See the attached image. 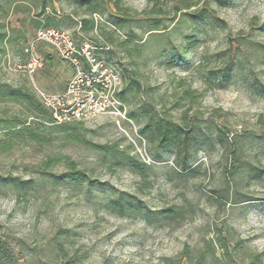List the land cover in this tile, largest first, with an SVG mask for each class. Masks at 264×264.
<instances>
[{
    "label": "rangeland",
    "instance_id": "1",
    "mask_svg": "<svg viewBox=\"0 0 264 264\" xmlns=\"http://www.w3.org/2000/svg\"><path fill=\"white\" fill-rule=\"evenodd\" d=\"M113 2L106 4L102 14L86 16L71 1L47 0L46 12L74 22L93 20V30L86 34L74 25L60 29L75 34L77 42L107 48L101 58L110 61L123 84L125 78V84L133 88L128 111L141 102L176 123L186 112L188 123L211 126L213 133L220 129L228 144L223 149L216 140H200L198 151L188 157L183 170L173 151L155 154L148 151L147 143L152 162L144 164L107 119L65 124H79L80 142L63 139L56 129L49 144L19 143L12 152L0 155V174L37 181V166L49 156H58L75 162L93 184L74 188L50 182L35 192L22 193L0 189V227L14 254L24 256L22 264H69L70 260L72 264H163L164 258L176 257L185 246L201 248L221 231L233 264H249L255 254L264 264V94L256 87L264 88V0H228L223 7L207 0V9L224 24L208 20L179 31L171 30L176 12L194 0H120V9ZM0 4L5 9L0 22L14 29L12 42L0 57V82L50 93L62 91L73 68L50 47H34L42 67L32 76L21 69L26 60L23 48L39 30L32 20L41 0H0ZM117 18L127 22L124 27L113 25ZM150 22H161L169 29L149 35ZM184 36L189 41H183ZM239 42L244 46L238 47ZM45 56L52 63L48 68ZM234 61L240 68L230 79L222 78L220 87L211 77L207 80L210 71L219 72ZM188 88L195 92L194 103L179 99L181 107L174 109L175 96L183 98L181 92ZM6 109L8 114L17 111ZM83 142L102 149L92 151ZM113 145L144 165L141 173L150 189L139 192L142 178L125 168L111 167L113 159L107 150ZM232 150H241L246 164L236 175L230 174L232 162L227 157ZM52 172L65 173L66 169L60 163ZM227 190L231 197L223 201ZM118 194L142 200L152 212L181 209L182 217L150 223L134 215L118 217L103 207ZM55 242L64 244L67 256L53 251Z\"/></svg>",
    "mask_w": 264,
    "mask_h": 264
},
{
    "label": "trees",
    "instance_id": "2",
    "mask_svg": "<svg viewBox=\"0 0 264 264\" xmlns=\"http://www.w3.org/2000/svg\"><path fill=\"white\" fill-rule=\"evenodd\" d=\"M68 1H71L79 8H83V15L86 16L102 14L106 4L113 2V0ZM194 1L195 2L193 4H185L177 10L176 14L178 15L174 20L171 30L179 31L187 26L198 25L199 23L206 22L208 20L221 25L224 24L223 21L216 18L214 14L210 13L207 9L209 5L207 0ZM227 1L228 0H216V3L219 7H223L226 5ZM41 2L42 4L37 8V12H35L34 19L32 20L33 23L36 24L35 27L39 28V30L54 29L64 31L60 28L65 25L79 26L80 33L84 34L93 30L94 22L92 19L82 18L79 22H74V20L70 17L62 18L61 16L56 15L55 12H46V9L49 8L47 0H41ZM119 2L120 0L113 2L116 9H120L118 4ZM200 4L203 7L198 10L197 7ZM193 8L194 10H191ZM1 11L5 12V9L0 4V12ZM126 23L127 22H125L122 18H117L113 22V25L117 28H122ZM168 29L169 28L164 26L161 22H150L148 33L149 35H161L163 33L160 32ZM13 31V28L0 22V57L4 54L6 45L12 42L10 33ZM74 37H76L75 34H73L71 38L77 46L87 44L85 42H77ZM129 38H131V35ZM189 39V36L183 37V41L187 42ZM145 43L146 42H143L142 45L144 46ZM36 45L44 44L38 43ZM87 45L93 49L92 54L97 61L103 62L106 66L111 67L118 73L121 82L118 97L125 106L130 104V96L133 88L125 84V78L123 84L122 75L119 74V72L112 66L110 61H105L100 56L102 53L107 51V48H104L103 46L96 47L90 44ZM237 45L238 47H242L244 46V43L239 42ZM26 47L23 48L26 60L22 63V66L26 65L29 61V54L24 51ZM262 50L264 51L263 48ZM44 65L46 68L52 65L49 56L44 57ZM238 68H240V63H237V61L230 62V64L225 65L219 72L210 71L207 80L211 77L214 82H217V87H220L221 83L219 81L222 78L226 80L230 79L233 71L235 69L238 70ZM219 75L221 78H219ZM136 87L137 89L139 88L138 86ZM256 87H258V89H260L259 91L264 94V88H262L261 85L258 84ZM194 93L195 92L191 88H188L182 90L181 94L183 95V98H179L176 94H174L176 95V102L173 106L174 109L181 107L177 102L179 99L188 100L189 104L192 105L195 101ZM0 105L2 106V110L0 112V155L12 152L14 147L19 143H33L36 145L49 144L52 142L51 137L56 132V129L63 133V139L70 142H80L76 129L79 124H73L70 126H66L65 124H53L51 114L39 103L34 90L25 86L14 87L0 82ZM8 106L16 108L17 111L15 113L8 114L6 109ZM136 106V109L128 111V117L138 128L139 136L146 141L148 151H152L155 154H157L160 150L173 151L175 160L178 162L177 164L183 170L186 169L185 167L188 157H190L192 152L196 153L198 151V144L200 140L206 142L216 140L223 149H226L225 147L228 144L227 135L223 134V132L218 128H215L213 133V128L211 126L201 128L197 123H188L186 112L182 114L180 123H176L165 118L157 110L150 108L144 103L139 102ZM122 137L125 139L124 136ZM83 143L95 152H99L102 149V147L93 145L89 142ZM129 149H131L130 145ZM107 151L108 155L113 159L111 167L125 168L131 174L142 178L140 183L141 185L137 187L139 192H142L145 189H150V183L144 179L143 174L141 173V169L144 165L140 163L135 156L130 155L126 151H119L116 145L109 147ZM241 154V150L238 152L235 150L228 152L227 157L232 162V172H230L231 175L239 174L245 169L246 164L241 160ZM103 161H105V158H103ZM60 163L63 164L66 172L55 174L52 171L55 167L60 165ZM35 173L38 175L37 181L21 180L18 177L6 173L0 174V189L9 188L17 193H22L28 191L35 192L37 188H44V186L50 182H53L54 184L72 185L74 188L80 187L82 183L93 184L90 182L85 173L77 168L75 162L67 157L59 158L58 156H49L37 166ZM258 177L256 180L259 181L261 178ZM229 197L231 196L229 190H227L221 199H223V201H228ZM103 207L118 217H130L134 215L135 217L143 219L148 223L152 221H165L175 217H182L181 209L167 208L161 212H152L147 207L145 202L134 196H128L125 194H118L117 196L106 200ZM52 249L57 254L62 255V257L67 256L66 248L63 243L55 242L52 244ZM22 259L25 260L24 256H17L14 254L11 242L8 241V238L5 236L0 227V264H22L20 262ZM72 261L73 260H70L69 264H72ZM182 261H186L190 264H233L227 239L223 236L221 231H217L214 239L203 242L201 248L191 250L188 246H185L176 257L164 258L163 264H181ZM249 264H263L261 256L255 254L251 258Z\"/></svg>",
    "mask_w": 264,
    "mask_h": 264
},
{
    "label": "built area",
    "instance_id": "3",
    "mask_svg": "<svg viewBox=\"0 0 264 264\" xmlns=\"http://www.w3.org/2000/svg\"><path fill=\"white\" fill-rule=\"evenodd\" d=\"M38 43L50 47L73 68L62 92L33 89L39 103L51 114L53 124L93 123L107 119L125 136L137 158L144 164H151L146 141L139 136L138 128L128 117L127 107L118 97L121 85L118 73L97 61L89 45L74 44L67 32L42 29L36 32L33 41L24 50L29 54V61L21 69L28 76L42 67L41 60L34 52V46Z\"/></svg>",
    "mask_w": 264,
    "mask_h": 264
}]
</instances>
